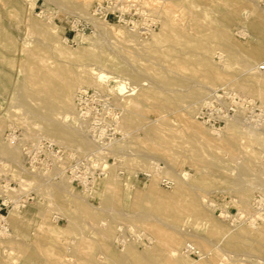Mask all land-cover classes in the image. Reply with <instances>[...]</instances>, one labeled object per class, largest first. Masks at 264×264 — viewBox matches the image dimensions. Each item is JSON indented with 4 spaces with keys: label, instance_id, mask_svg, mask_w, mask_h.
I'll return each mask as SVG.
<instances>
[{
    "label": "rangeland",
    "instance_id": "obj_1",
    "mask_svg": "<svg viewBox=\"0 0 264 264\" xmlns=\"http://www.w3.org/2000/svg\"><path fill=\"white\" fill-rule=\"evenodd\" d=\"M32 1L30 5L27 0H0V27L15 40L14 47L0 45V73L8 77L4 88L0 86V179L4 171L1 163H6L11 171L7 177L13 181L10 187L14 188L5 189L0 183V196L5 193L17 199L31 195L24 205L17 203L7 209L10 232L0 237V264H136L128 249L141 255V264H170L168 249H182L185 242L200 249L203 258L184 255L178 264L188 259L197 264L205 258L209 260L205 264H264V221L262 217L248 220L254 213L253 198L264 195V144L255 138L257 133L264 136V116L259 119L254 115L252 123H247L243 112L235 117L239 119L233 125L236 127L227 131L226 123L216 131L208 130L207 136L203 132L211 127L196 119L208 93L221 86L248 97L264 112V81L256 82L241 63L264 60V55L257 54V49L264 47V3L150 1L156 6L158 33L155 39L144 40L146 37L132 39L116 32L129 31L112 24L107 33H97L88 17L75 12L77 0ZM95 1L90 0L89 14ZM166 17L173 22L168 27L162 23ZM33 23L51 27L54 40L45 39ZM85 23L92 26L91 32H83ZM221 31L229 36L221 37ZM48 44L55 53H48V62L58 71L77 63L84 49L96 50L110 76L103 88L115 93L116 105L122 109L124 139L111 146L118 160L90 191H80L69 183L77 196L73 199L57 190L68 184L67 180L52 183L20 169V141L43 134L39 120L28 112L37 97L25 90V57ZM59 74L55 80L70 79L69 74ZM125 87L131 91L124 93ZM74 89L72 106L78 88ZM197 91L204 93L194 96ZM248 124L256 130L235 129ZM11 130L20 140H6ZM60 145L81 154L94 147L91 140L88 145ZM13 148L19 150L17 156L9 152ZM151 161L160 162L163 169L151 171L149 177L137 176ZM161 177L170 179L171 186L161 185ZM240 186L249 188L247 202L235 191ZM193 197L196 204L190 206ZM253 222L258 226L255 229L248 224ZM122 224L130 233L144 231L150 242L118 245L116 236ZM235 227L225 236L226 230ZM234 236L239 242L230 245Z\"/></svg>",
    "mask_w": 264,
    "mask_h": 264
},
{
    "label": "built area",
    "instance_id": "obj_2",
    "mask_svg": "<svg viewBox=\"0 0 264 264\" xmlns=\"http://www.w3.org/2000/svg\"><path fill=\"white\" fill-rule=\"evenodd\" d=\"M150 1L161 4L164 0H96L91 7V15L106 24H112L134 33L139 37H148L158 28L156 6ZM264 3V0H261ZM92 26L85 23L83 32H91ZM264 73V61L257 66ZM130 87L124 88L129 93ZM115 93L108 89L84 88L77 90L73 97L74 110L67 118L85 129L94 147L84 154L76 150L61 146L43 134L34 135L33 139L21 140L20 150L22 161L20 169L26 173L37 175L47 180L65 179L70 185L80 191H90L98 182L107 176L109 168L118 160V156L111 149L112 144L122 141V109L116 105ZM254 110L259 113L254 114ZM243 112H246L243 114ZM243 114V115H242ZM242 115L244 121L252 123L254 115L261 119L264 112L255 107L252 100L231 89L221 86L208 93L202 105L196 112V119L202 124L217 128L230 120ZM257 122H260L259 120ZM7 141L20 140L15 130L8 132ZM264 158V154H263ZM111 161V163H110ZM3 178L0 183L5 189H14L10 185L12 179L10 167L1 163ZM163 169L160 162L151 161L150 167L137 176H151V171ZM1 172V171H0ZM122 174V170L118 171ZM160 184L168 188L172 182L166 177L160 178ZM259 193V192H258ZM31 195H24L17 199L9 198L6 194L0 196V237L8 235L10 226L6 219L7 209L14 204L24 205ZM253 212L248 220L264 217V195L257 194L252 201ZM127 231L124 224L119 227L116 236L118 245L133 241L145 245L150 238L144 231ZM184 252L189 257L200 258L202 252L190 242H185Z\"/></svg>",
    "mask_w": 264,
    "mask_h": 264
},
{
    "label": "bare ground",
    "instance_id": "obj_3",
    "mask_svg": "<svg viewBox=\"0 0 264 264\" xmlns=\"http://www.w3.org/2000/svg\"><path fill=\"white\" fill-rule=\"evenodd\" d=\"M27 1L30 3V5H32V3H33L32 0H27ZM249 1H254L255 2V0H249ZM89 4H90V0H77V2L75 3V12H82V13H78V14H83L85 17H88V19L87 18L86 19L89 20L93 24V26L95 27V31L97 33H100V34L107 33V30L111 29V27H113V26H111L110 24H106V23L102 22L101 20L93 17L91 15V13L89 14V12L86 11ZM1 14H2V11H1ZM162 23H163V26H166V27H168V26L173 24L172 20L169 19L168 17L163 19ZM32 27L37 29V30H39L41 32V34L44 36L45 39L54 40L55 36H54V33L51 31L52 30L51 27L50 28H43V25L40 24V23H33ZM1 28L2 27H0V45L4 46L6 48L7 47H14L15 46V40H14L13 36L10 33H8V32L2 31ZM16 29L17 28H15V30ZM115 31L116 32H120L123 35L128 36V37H130L132 39L136 36L134 33L130 32V31L129 32H125V31H121L119 29L115 30ZM126 31H127V29H126ZM157 33L158 32H153L151 35H149L148 37L143 38V39L144 40L145 39H151V40L155 39L157 37L156 36ZM77 35L80 38H82V39L83 38H86V39L89 38V36H87V35H82V34H77ZM220 36L225 38V37H228L229 34L227 33V31L226 32L225 31H221ZM210 37H214V35H211ZM63 41H62V43H63ZM41 51H44V52H41ZM21 52L23 53V49H21ZM48 53L49 54L52 53V50L50 48V44L44 46L43 48L38 49V51H33V52L28 53V55L26 56L27 59L25 57V60H27V63L25 65V73L27 71V73H26L27 76H25V78H24V82L26 84L25 90L28 91L30 96L37 97V101L33 102V104L29 105L28 112H29V114H31L30 116L35 117V118H37L39 120V123H41L40 127L42 129L43 134L48 136L49 138H52L53 141L55 140L59 144H63V145H69L70 142H72V143H80V144H83V145H88L89 141H90L88 133L84 132L85 130L82 127L79 128L76 125H74L76 127H73V125L67 121V118L69 117V113L73 109L72 102H71V95L73 93V90H75L74 88H78L76 90H80V89H84L85 87L98 86V87H92V88L104 89L103 87L104 86L106 87L108 85L107 81L110 78V76L104 70V66L105 65H104L103 62H101L99 60V53L96 50L89 51V50H85L84 49L79 54V56L77 57L78 58V62L77 63H75V61L73 60L74 61V65L72 67H66V68L65 67H61V68H59V71L56 70L51 65L52 63L50 64L48 62V59H49V54ZM52 54H55V53L53 52ZM257 54L259 56H263L264 55V47L263 46H261V47H259L257 49ZM263 61L264 60H262L261 62L256 63L254 60H248L247 59L246 61H244L245 63L243 62V60L241 62L242 64H245V66L243 65V67H246L247 71H249L256 78L255 79L253 77L256 82L261 81V80L264 81V77H263V74H262L263 72H259V70L257 69V66L260 63H262ZM7 63L10 64V66L12 65V61L9 60V59H8ZM242 70H243V68H242ZM59 73H61V74L65 73L67 75L69 74L70 75V79H67L65 81L55 80V78L58 75H60ZM6 78H8V77H7V74L5 72L0 73V86H1L2 89L4 88L3 86L6 83ZM166 82H169V80H167ZM75 85H79V87H75ZM241 89H243L242 86H241ZM203 93H204L203 91H197V92L194 93V96H202ZM29 100H30V97H29ZM25 113H26V111H25ZM237 121H239L238 118H234V119L230 120L229 122H227V124L225 125L226 127H224V129H226L227 127H228L227 131L230 130V129H233V127H236V126H233V125L234 124L237 125V123H238ZM262 121H264V120H262ZM241 127H243V126H241ZM81 129H82V131L84 133L80 132ZM235 129H238L239 131L246 130L248 132H252L253 130H256L251 125L249 126V124L244 129L239 128L238 126ZM251 129H253V130H251ZM208 130L209 131H216V128L206 129V131L203 132V134L205 136H207V131ZM239 131H237V132H239ZM255 138H257L259 140L260 144H264V136H260V134L257 133V136H255ZM230 141L234 142L233 139H231ZM230 141L227 140V143H230ZM17 150L18 149H14L13 148V149H10L9 152L12 155L17 156L18 153H19V152L17 153ZM263 160H264V158H263ZM52 183H53V181H52ZM47 184H49V183H47ZM247 184H249V182ZM54 185H52V186L54 187ZM63 185L61 187L59 186V188H57V190L61 189V191L65 192L66 198L68 197L67 199H73V197H75V195H74L75 193H73L72 188H69L70 187L69 186V181H68V184L66 183V185L65 184H63ZM109 185L111 187V184H109ZM179 185H180V183H179ZM256 186L254 188H256ZM151 187H153V186H151ZM258 187H257V189H259ZM181 188H182V186H181ZM261 188L263 189V187H261ZM4 191L5 190L3 189V192ZM235 191L237 192L238 197L240 198V200L247 202V199L249 197V188L248 187L240 186V187L236 188ZM3 194H5V193H3ZM75 198H77V196ZM80 199H82V198L80 197ZM138 204H139V202H138ZM195 204H196V198L193 197V200L190 202V206H195ZM75 205H77V204H75ZM143 206H146V205H143ZM81 207L82 206H80V208ZM221 214L224 215V212L221 213ZM224 216H228V215L225 214ZM262 219L264 221V217H262ZM252 221H256V220L253 219ZM249 222H251V221L249 220ZM248 224L253 226L254 229L258 227L256 225V222H253L252 224L251 223H248ZM103 225H105V224H103ZM167 226H169V224H167ZM236 227L232 228V229H229V230H226L225 231V236L230 234L233 230H236ZM105 230H108V229H105ZM179 231H181V229ZM239 235H240V233H239ZM240 237H242V236H240ZM235 238H236V236L231 238V240L229 241L230 245H236L235 243L239 242V241H236ZM125 245H126V243L124 244V246ZM183 247H184V245H183ZM215 247H217V246H215ZM182 249H178V248H175V247H172V248L168 249V251L170 250V256H171L169 259L172 258L169 261L170 264H178L179 261H181V258L184 255H185V257L188 256L184 252V250H182ZM128 254H130V255H132L134 257V262L136 264H141V255L139 253L134 252L131 249H128ZM248 254L249 253L247 252V255ZM116 258L119 260V259H122V256L116 255ZM166 258H165V260H166ZM201 258H203V256H201ZM212 258H213V256H212ZM210 260H211V258H210ZM208 262H209V260L207 261L206 258H205L204 261H201V262H199L197 264H205V263H208ZM194 263H196V262H194V261L192 262V260H189V259H188V261L186 260V261L182 262V264H194Z\"/></svg>",
    "mask_w": 264,
    "mask_h": 264
}]
</instances>
